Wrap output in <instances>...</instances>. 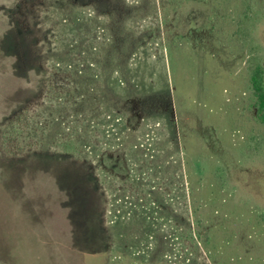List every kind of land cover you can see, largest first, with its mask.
<instances>
[{
    "label": "rangeland",
    "instance_id": "374dc122",
    "mask_svg": "<svg viewBox=\"0 0 264 264\" xmlns=\"http://www.w3.org/2000/svg\"><path fill=\"white\" fill-rule=\"evenodd\" d=\"M246 14L243 26L253 27L264 62V0H0V264H137L129 245L143 235V222L109 223L111 194L94 189L71 162L27 161L30 149L63 150L53 139L56 124L40 142L28 134L27 124L46 105L44 96H35L30 70L40 57L50 67L77 55L87 41L100 42L98 54L87 59L106 77L94 101L119 102L129 129L106 165L102 155L82 154L84 160L96 172L117 167L127 179L135 162L130 145L153 129L149 148L157 157L135 160L160 168L152 175L160 192L186 197L191 207L187 215L184 202L161 199L152 212L173 220L171 231L186 244L167 264H186L187 249L194 254L190 264H264V126L250 91L249 48L237 34ZM103 27L110 38L104 42ZM116 71L123 88L114 85ZM83 75L90 81V73ZM70 76L83 78L78 70ZM64 172L63 185L74 190L79 209L58 187ZM136 188L128 195L151 199ZM103 222L110 240L105 256L93 226L103 236ZM166 233L146 264H158Z\"/></svg>",
    "mask_w": 264,
    "mask_h": 264
},
{
    "label": "trees",
    "instance_id": "16d2710c",
    "mask_svg": "<svg viewBox=\"0 0 264 264\" xmlns=\"http://www.w3.org/2000/svg\"><path fill=\"white\" fill-rule=\"evenodd\" d=\"M76 1H83L85 5H88L90 2V0ZM127 1L130 4H133L134 2V0ZM65 5L66 4L62 5L61 8L63 9ZM247 16L248 15L246 14L245 18L242 20L243 23L239 27L237 34L240 36L241 40L245 42V47L249 48L248 69L250 74V91L256 108V121L264 126V62L262 58L256 54L255 45L251 39L253 27L243 26L247 23L245 20ZM78 20L81 21L80 18H78ZM142 21L145 23L146 17H144ZM68 22L69 18L67 16L63 18L62 24H65L66 26ZM98 38L100 37L98 36ZM106 40L108 41L110 38L108 37V31L103 27V42ZM250 41L251 45L249 44ZM98 42L99 41H87V44H84V48L81 49L84 50L81 51L82 56L80 50H77V52H80L77 53L78 56L67 55L64 58H60L58 62H54L50 67L43 61L42 57L37 58L34 71L30 70L31 74L32 72H35L30 76V79L33 80L35 85V96H44V104L46 105L38 110V114L34 117L36 121L27 124V128L30 130L28 134H32L30 132L33 131L34 134H32L31 138L36 134L34 138L36 137L35 139H38L37 142H40L41 135L48 139L50 135L48 134V130L56 124L58 125V128L55 131L53 139L59 147L63 148V150L50 153L49 150L39 151L36 149H30L27 154V161L38 160L46 163L51 161L63 163L71 162V164H74L80 172L86 174L87 181L92 184L94 189L97 191L108 190L111 194V200H109L110 210L108 211L110 215L109 223L116 225V222L123 220L130 221L131 223L136 221L143 222L145 229L143 235L135 245L132 242L129 245L134 246L133 248H129L130 253H132L131 255L137 257L135 258L137 264H146L148 262L147 257L151 256L152 253L156 251L159 234L161 232H168V234L166 233L164 236L166 239L165 243L167 244V250L160 254V259L158 261V264H167L172 258L182 256V250L186 247V244L183 242V237L178 232L175 234L171 231V228L174 229L173 220L164 217L155 218L152 212H154L155 208L160 206L161 199L168 200L170 204L173 205H176L179 202L182 204L184 202L185 204L182 206L185 207L184 212L187 215L191 213V207L186 197L184 200H181L180 198L179 201L177 198L170 197L167 192H160L159 181L152 176L153 174H157V172H159L158 169L160 170V168L157 166H142L135 160L136 156H139L143 160L141 164H146L147 161L145 158H148V160L152 162L154 161L153 157H157V149H153L154 151L151 153V148H149V146L152 147L149 142L151 141V137H153L152 135H154V130L148 127L147 131H150L151 129L150 134L146 133L143 140L138 139L137 144L130 145L131 151L128 154V158H131V160L134 159L135 162L131 161V164L128 167L127 179H120L117 174V167H113L111 172L107 171L106 166H103V169L100 167L99 172L94 171L93 164L91 163V165L86 162L84 160L86 158L82 156V154H84L88 157L98 158L102 155L103 164L106 165L104 162L106 161V158H110L109 153L114 149L121 147L123 144V140L126 137L123 129H129L126 125L127 115H122L116 107L119 105V102L116 106H111L116 103L110 104V100L106 99L107 96H103V103L94 101L96 100L94 96L96 90L99 92L98 85L102 83V81L104 84L106 78L104 74L103 78L99 74L97 62L94 59H87L91 55L96 56L100 51V42ZM74 44L82 48V44H78L77 41H73L71 45ZM131 59L136 64V60L132 57ZM76 60H78L79 63ZM73 70L80 71L83 78L77 79L74 76H70L71 72L73 73ZM87 73L91 74L90 81H85L84 79L85 75L83 74ZM118 76L119 72L116 71L113 77L114 85L123 88L126 81ZM105 92L104 87L103 93ZM66 112L68 113L65 115ZM159 126L160 123H157L154 129L156 130ZM22 133L23 132L21 131V133L18 132V134H16L18 140ZM77 153H79V158H82L83 161L77 159L78 157L76 158ZM177 160H179V155ZM66 174L67 173L64 172V174L58 178V187L59 189L63 187L62 189L65 190V193L71 194L70 199L73 202V205H77L79 209L80 204L75 198L73 193L74 190L68 188L69 186L63 185L67 182ZM175 178L176 177L172 178V181L169 180L168 185L170 188L173 187L172 184L174 183ZM134 188H136V190H141V192L148 195L151 199L146 201L141 199L140 201H137L132 197L133 195H128L133 192L132 190ZM93 226L99 244L101 238L102 248L100 247V250L103 249V256H105L110 250L108 245L110 241L108 231L105 229L104 222L103 236L99 234L96 223H94ZM177 229L179 228L176 227V230ZM190 237L195 240L192 233ZM170 241H172V243L169 244ZM193 256L194 254L187 249L185 257V262L187 261L186 264H190Z\"/></svg>",
    "mask_w": 264,
    "mask_h": 264
}]
</instances>
